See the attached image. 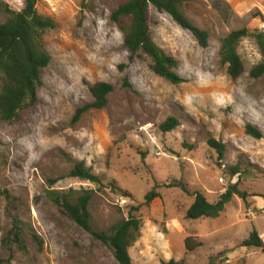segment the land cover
<instances>
[{
	"label": "rangeland",
	"instance_id": "1",
	"mask_svg": "<svg viewBox=\"0 0 264 264\" xmlns=\"http://www.w3.org/2000/svg\"><path fill=\"white\" fill-rule=\"evenodd\" d=\"M123 1L38 0V14L57 28L43 38L51 62L37 105L12 123L0 120V264H117L106 245L47 197L48 191L70 190L91 192L96 232L128 219L140 206L132 264H264L262 250L242 246L253 231L264 241V76L252 79L249 73L262 56L253 39H244L238 53L246 73L238 80L220 60L229 34L264 32V0L185 4L192 24L209 33L206 48L151 8L152 38L177 61L176 73L184 80L179 85L126 50L110 19ZM3 4L17 12L24 8V0ZM98 83L114 88L107 107L72 124L77 109L92 102L90 89ZM169 118L178 127L162 132ZM247 125L263 138L248 135ZM212 139L224 145L222 156L209 145ZM81 163L102 183L72 177ZM233 185L240 195L218 218L186 219L191 194L215 203ZM152 190L159 197L147 205ZM187 239L202 246L190 252Z\"/></svg>",
	"mask_w": 264,
	"mask_h": 264
},
{
	"label": "trees",
	"instance_id": "2",
	"mask_svg": "<svg viewBox=\"0 0 264 264\" xmlns=\"http://www.w3.org/2000/svg\"><path fill=\"white\" fill-rule=\"evenodd\" d=\"M190 1L124 0L110 17L111 22L123 34L124 47L131 57L148 60L150 70L173 85H179L184 80L176 73L177 61L159 48L152 38L150 9L154 8L160 13L169 15L183 30L188 31L201 47L206 48L209 33L193 25L183 10L185 4ZM37 3L38 0H24V8L20 12L5 4L0 7V14L3 17V22L0 23V120L6 123H12L22 113L37 105L42 75L51 62V57L43 45V38L47 32L57 28V23L51 18L38 14ZM246 38L255 41L262 56L261 62L250 70V77L259 79L264 76V32L260 30L250 32L248 29H242L223 39L220 50L221 65L226 67L228 75L233 80H238L246 73L244 62L238 53L240 43ZM113 91L114 88L110 84H95L90 89L92 102L77 109L72 124L79 122L81 117L91 110L106 108L109 102L108 96ZM177 127L178 121L169 118L160 129L168 133ZM246 133L258 140L263 138L262 133L251 125H247ZM209 145L221 156L223 155V144L212 139ZM146 156L147 153H142L143 158ZM232 173L238 174L239 168L232 169ZM71 176L95 184L102 183V180L94 175L91 169H86L82 163L75 165ZM114 186H116L115 183L112 187ZM180 186L189 193L183 185ZM191 195L194 197V202L186 213L188 220L218 218L233 196L240 194L237 186L233 185L215 203L208 202L201 193ZM47 197L70 221L106 245L113 252L117 264H132L129 250L140 235L141 221L137 215L140 206L133 209L128 219L116 222L105 232H96L92 228L89 212L91 192L48 191ZM158 197L159 193L152 190L145 196V204H150ZM15 237L22 241L19 232L15 233ZM201 246V243H194L192 239L186 240V249L190 252ZM242 246L264 252V241L256 231L250 234ZM165 264L177 263L172 260Z\"/></svg>",
	"mask_w": 264,
	"mask_h": 264
}]
</instances>
